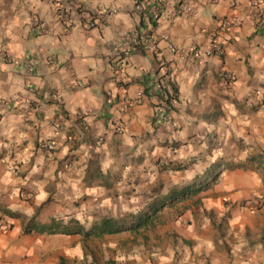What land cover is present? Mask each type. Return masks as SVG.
I'll use <instances>...</instances> for the list:
<instances>
[{
    "label": "crops",
    "instance_id": "obj_1",
    "mask_svg": "<svg viewBox=\"0 0 264 264\" xmlns=\"http://www.w3.org/2000/svg\"><path fill=\"white\" fill-rule=\"evenodd\" d=\"M262 1L0 0V264H264Z\"/></svg>",
    "mask_w": 264,
    "mask_h": 264
},
{
    "label": "rangeland",
    "instance_id": "obj_2",
    "mask_svg": "<svg viewBox=\"0 0 264 264\" xmlns=\"http://www.w3.org/2000/svg\"><path fill=\"white\" fill-rule=\"evenodd\" d=\"M167 164H168V162H166V163H164V165H163V168H168L167 167ZM182 175V174H181ZM178 176H180V175H178ZM183 177L181 178V179H177L176 177H177V175H175V174H170L169 176H168V178H169V180L167 179V185L169 186V189L167 188L166 189V186H164V184H162V181L161 180H159L158 181V183H160L161 185H158V187H157V191L159 192V194L160 193H166L167 191V193H170L171 191H172V189L173 188H175L176 186H177V184H183V183H185V182H187V178L186 177H184V175H182ZM220 180H222V178H220ZM219 180V181H220ZM179 183H178V182ZM163 183H166V181H163ZM175 186V187H174ZM187 198H189V197H187ZM176 199V198H175ZM174 199V200H175ZM252 201H256V200H252ZM252 201H250V202H252ZM115 205H118L117 203L115 204ZM128 208V207H127ZM177 207H174V211L175 210H177L176 209ZM178 208H180V209H185V207L184 206H180V207H178ZM119 210H120V208H117V210H115V212H119ZM121 211V214L123 215V217L122 218H120L121 220H124V221H127L128 219H129V216L130 215H137V214H135V212L134 211H136V210H134L133 209V207H131L130 209H127V211H126V209H121L120 210ZM130 211H132V212H130ZM117 212V213H118ZM137 212V211H136ZM91 213V212H90ZM110 214H112V212L110 211L109 212ZM171 214V213H170ZM119 215V214H118ZM164 216V217H163ZM162 218H164V219H167L168 217L166 216V215H161V216H159V219L157 218V222L159 223V222H162ZM87 221V220H86ZM128 222V221H127ZM97 224V223H96ZM94 225H95V223H90V222H85L84 223V228H86L87 230H91V228L92 227H94ZM131 234H129V232L128 231H126V232H123L122 233V235H120L119 237H117V239L118 240H116L119 244H124L126 247H127V245L131 242ZM104 240V239H103ZM109 241H110V243H112V244H114V243H116V242H114L111 238L110 239H108ZM101 242V240H97V239H94V238H85L84 239V243L87 245V248H88V251H89V255H88V259L86 260V261H88L89 259L90 260H94V262H96L97 263V261H99L100 262V260H102V261H104V262H108V260H112V258L113 257H117V255H114V256H112V251H114L115 249H111V248H109L108 249V251H107V253L105 254L104 252H102V251H99L98 250V247L96 246V244L95 243H97V242ZM107 257H109V259L107 258ZM102 261H101V263H102ZM113 262V261H112ZM114 262H116V260L114 261ZM86 264H88L87 262H86ZM109 264V263H108Z\"/></svg>",
    "mask_w": 264,
    "mask_h": 264
},
{
    "label": "built area",
    "instance_id": "obj_3",
    "mask_svg": "<svg viewBox=\"0 0 264 264\" xmlns=\"http://www.w3.org/2000/svg\"><path fill=\"white\" fill-rule=\"evenodd\" d=\"M233 3H235L237 0H232ZM263 1L262 0H252V12L253 15H258L260 13V9L259 6L261 5ZM139 10H143L141 6L138 7ZM181 12L183 15H188L191 11L192 8L189 4L184 3L181 6ZM150 14L151 16L154 18V20L158 21L162 18V8L160 7V5H154L151 10H150ZM233 21H223L220 25V30L222 31H227L228 29H230V27L232 26ZM137 45H140L145 51L149 52V53H156V46L154 45V43H147V42H137ZM193 51L197 50V47H193L192 48ZM131 51V47H127V52L129 53ZM220 52V48L215 46L213 47L209 52L208 55H211L213 53H217ZM29 70L31 72H33L35 70V66L33 63L30 64ZM223 80H224V84L227 87L231 81L232 78L229 75H224L223 76ZM135 103L131 102V103H126L124 106V109H129L130 107L134 106ZM47 147V146H44ZM252 204H255V201L251 202ZM5 228V226L3 225V223H0V230H3Z\"/></svg>",
    "mask_w": 264,
    "mask_h": 264
},
{
    "label": "trees",
    "instance_id": "obj_4",
    "mask_svg": "<svg viewBox=\"0 0 264 264\" xmlns=\"http://www.w3.org/2000/svg\"><path fill=\"white\" fill-rule=\"evenodd\" d=\"M167 75H165L162 78H165ZM162 103L165 104L166 110H165V116L169 113L171 109H173V103L178 99V92L177 90L173 87L172 88V93L167 90H163L162 93ZM181 169V168H180ZM146 221L136 224L134 228H139L145 224ZM128 224L123 221L119 220H113V219H104L102 222H100V225L95 228H93V231L98 230L102 234H116L118 232H122L127 230ZM86 235H88L86 233Z\"/></svg>",
    "mask_w": 264,
    "mask_h": 264
}]
</instances>
